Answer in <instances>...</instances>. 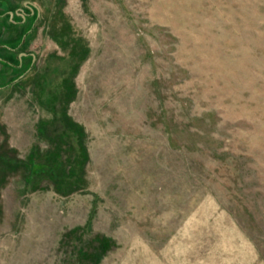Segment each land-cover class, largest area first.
Returning <instances> with one entry per match:
<instances>
[{
    "label": "rangeland",
    "instance_id": "374dc122",
    "mask_svg": "<svg viewBox=\"0 0 264 264\" xmlns=\"http://www.w3.org/2000/svg\"><path fill=\"white\" fill-rule=\"evenodd\" d=\"M0 264H264V0H0Z\"/></svg>",
    "mask_w": 264,
    "mask_h": 264
}]
</instances>
